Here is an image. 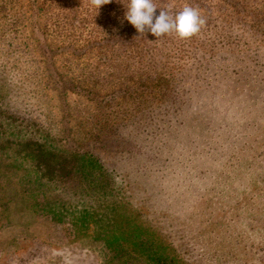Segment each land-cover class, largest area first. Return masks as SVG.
Instances as JSON below:
<instances>
[{
    "label": "rangeland",
    "instance_id": "obj_1",
    "mask_svg": "<svg viewBox=\"0 0 264 264\" xmlns=\"http://www.w3.org/2000/svg\"><path fill=\"white\" fill-rule=\"evenodd\" d=\"M162 2L166 3L162 10H174L177 6L171 1ZM236 3L248 7L250 12L256 11L255 16L259 20L264 18V0H248L247 3L241 0L229 3L227 0H197V3H190L185 0L178 12L185 7L198 10L203 4L214 13L209 22L201 25L198 35L181 38L176 33L169 39L166 35L156 38L150 32L139 34L126 31L128 34H121L119 38L111 36L108 28L114 24L119 12L116 3L107 13L111 24L107 23L104 7L98 10L90 0H0V103L2 108L26 122L20 130L3 134L7 137L14 132L12 139L23 144L44 143L47 149L63 154L75 148L79 151L92 149L93 132V141L112 134L109 129H101L99 122L95 123L97 117L103 116L102 109L107 108L108 112L117 116H121L122 111L129 117L135 113L133 99L123 106L119 97L111 96L112 91L139 82L155 89L171 82L190 87L193 90L190 98L194 101L190 103L191 107L185 105L190 113L197 115L195 110L201 111L206 120L200 106L202 102L209 106L204 102L207 101L220 105L238 122H232L224 130L220 142H204L214 132L210 131L201 136L198 146H173L169 157L175 154L181 160L178 163V181L186 186H172L177 201L164 200L159 204L160 210L174 214L180 224L170 227L167 222L159 221L155 213L156 216L148 215L147 220L171 243L169 247L165 241L161 248L166 245L165 250L171 252L174 246L185 264H212L209 257L212 256L211 244L212 254L224 255L241 248L249 249L253 246L252 241L254 245L263 244L261 222L255 219L241 224L240 221L242 216L254 215L256 204L263 201L264 176L256 175L253 179L237 176L238 182L234 186L225 182L217 184L219 170L228 172L232 168L225 165L229 155L214 161L204 153V150L211 149L213 154L216 151L218 154H234L246 146H262L261 142H254L256 137L248 141L255 128L251 127L249 116H243L247 114L243 106L257 101L252 93L264 70L259 67L255 72L252 69L249 79L243 77L241 71L264 62V35H250L249 26L254 24L250 17L249 22L242 23V33H232L233 36L228 37V25L219 24L218 20H222L219 11L234 8ZM32 4L35 9H31ZM216 5L224 8L216 9ZM254 7L256 9H252ZM213 27L221 35L210 34ZM231 27L234 31L240 29L238 24ZM206 34L210 36L202 37ZM224 35L225 38L222 37ZM197 37L200 38L198 41ZM212 37H221L217 39L220 47H212L209 42L202 41ZM134 49H138L143 56H135ZM240 50L248 52L241 55ZM57 71L63 80L59 83L53 78V73ZM209 82H218L216 93L200 92V87ZM222 94L229 101L216 98L222 97ZM235 98L237 103L229 104ZM96 99L104 103L103 108H98ZM258 102L263 108L264 92ZM263 117L264 110L262 121ZM242 118L241 126L250 129L246 134L245 130L241 133L238 127ZM233 130L242 136L235 138ZM229 138H235L236 145L221 146ZM257 139L264 140L261 137ZM37 147L0 146V264H150L146 256L125 250L119 252L111 246L108 229H114L97 230L100 228L96 227L86 211L81 210L85 205L80 202H86V199L92 204L98 203L88 195L84 197L73 182L70 184L71 193L61 194L60 185L65 183L64 180L54 183L44 179L39 172L33 173V184L22 180L25 170L37 169L30 154L31 148ZM92 152L104 156L107 149L97 145ZM248 162L246 160V165ZM59 163H63V158L49 164L45 173L49 174V169H54ZM246 165L242 162L240 167L246 168ZM70 178L71 181L75 179L73 176ZM195 186L199 189L193 190ZM188 191H193L190 198L187 197ZM136 196L140 198L141 195ZM222 198L228 205H224ZM195 206L197 209L193 212ZM198 212L210 218L197 219L190 230L186 226L190 222L187 218ZM228 216H233L234 221L220 224ZM209 219H212L211 225ZM139 225L129 222L128 229L133 234L152 231L145 224ZM231 226L233 228L228 231L240 234L242 245L233 247L234 243L229 242L224 229ZM113 234L120 240L128 239L127 232L114 231ZM126 244L133 247L131 241ZM146 248L149 249L148 246ZM174 264L181 263L177 260Z\"/></svg>",
    "mask_w": 264,
    "mask_h": 264
},
{
    "label": "trees",
    "instance_id": "obj_2",
    "mask_svg": "<svg viewBox=\"0 0 264 264\" xmlns=\"http://www.w3.org/2000/svg\"><path fill=\"white\" fill-rule=\"evenodd\" d=\"M113 1L102 6L104 7L103 9L106 10L105 17L108 19L107 23H111L107 15L109 9L112 8L111 5L116 3L115 5L119 7V12H117L118 15L115 18L114 24L111 23L112 26L108 28L110 35L119 38L120 35L126 33V31L137 33L134 26L125 19V12L130 0ZM168 1L177 4V6L174 7L175 11L171 10L174 15L182 8L185 0H166V2ZM188 1L190 3L193 1L197 3V0ZM230 1L231 0H227L228 3ZM241 1L247 3L248 0ZM153 2L157 6L156 12L158 15L159 11L163 9L166 3L162 2V0H153ZM233 7L234 8H227L223 11H219L222 16V20H218L219 24L228 25L230 33L228 37H232V33L239 34L242 29L241 27H243V24L249 22L250 17L251 21L254 23L249 26L250 35H264V18H262L263 20H259L257 16H255L256 11H248L250 9L242 6L241 3L233 4ZM214 8L222 9L224 6L216 5ZM256 8L254 7L252 9ZM31 9H35L33 4ZM197 11L200 13L204 25L205 22L211 20L210 18L214 13L203 4L200 5V9ZM263 14L264 13H262V15ZM233 24H238L240 29L237 31L232 30L233 28L231 26ZM215 28L216 27L210 28V34L221 35V32H217ZM201 30L202 28L200 27V31ZM210 34L202 35V37H208ZM170 35L173 36L176 35V33L166 34L168 38ZM196 35H198V33L193 36ZM222 37L225 38V35ZM218 38L221 37H212L202 41L209 42L212 47H220V42H217ZM199 39V37L196 38L197 41ZM133 51L135 56H143V53L138 49H134ZM240 51L238 52H240L241 55L248 52L243 50ZM263 63V61H260L257 67H252L251 65L247 67V70L241 71L243 77L249 79L253 73L252 69L255 72L259 67L261 70H264ZM53 78L56 83L63 81L58 71L53 73ZM216 84H218V82L214 84L209 82L205 86L200 87L199 90L200 92L204 91L207 93L211 91L212 95L219 89ZM257 85L255 92L252 93L257 101H252V103L243 106L246 107L247 111V114L243 116H249L251 127L258 129H254L248 141L256 137L254 142H261L262 146H246V148L234 154L225 152L218 154L217 151L213 154L211 149L204 150V153L214 161H216L217 158L221 160L224 156L229 155V159L226 160L227 162L225 165H230L232 168L228 172L219 170V174L216 177L217 184H224L225 182L226 184L229 183L231 186H234L238 182L236 180L237 176L250 179H253L256 175L264 176V140L256 141L258 137L264 139V117L263 121L261 120L264 107L262 108L261 104L258 102L264 92V75L261 79H257ZM155 91L157 93H155ZM79 92L81 91H78V93ZM192 92L193 90H190V87L186 88L172 82L166 86H160L157 89H155L154 86L139 82V84L134 83L125 88H120L116 92L112 91L111 96L114 98L119 97L120 103L123 106H127L130 99L134 100L135 113L133 117L126 116L125 111H122L121 116H117L113 112H108L107 108L102 109L103 116L99 118L96 116L98 121L95 123L99 122V127L101 129H109L112 134L105 136L102 140L93 141V132L91 134L92 149H81L79 151L75 148L71 152H64V154L56 150L47 149L44 147L46 146L44 143L26 142L23 144L16 139H12L14 132L11 136L6 137V132L20 130V127H23L26 122H24V118L2 108L0 103V146H38L37 148H31L30 152L34 157L32 164H34L37 169L35 171L32 169L31 171L25 170L22 180H27L29 183L33 184L35 181L32 175L33 173L39 172L44 179L54 183L60 180H64L65 183L69 182L68 185L65 183L60 185V188H62L61 194L71 193L70 184L73 182L75 185L74 187L77 190L79 189L84 197L88 195L96 199L98 203L96 205L84 199L86 202H80V204L85 205L81 210L86 211L90 219H92V222L96 224V227L100 228L97 230L111 227L114 231L128 233V239H124L123 241L120 240L119 237H115L116 234L112 235L114 231L108 229L111 237L110 244L115 249H119V252L125 250L137 253L141 256H146V260H148L150 264H174L177 260L181 264H185L174 246L171 248V252L165 250L166 245L164 248H161L162 244H165V241L169 247H171V243L147 220L148 215L156 214L159 221L163 220V222H167L170 227L171 225H174L172 227H176L175 224H180V220L174 214L160 210L159 204L160 201L164 200L168 202L172 201V203L176 202L177 199L173 196L172 186H186V184H180L181 182L178 181V172L180 171L178 163L180 164L181 160L177 159L175 154L170 158L169 153L172 151V148H174L173 146H198L202 140L201 136L210 131L214 132L204 142H220L224 130L228 128L232 122H238L237 119L233 120L234 117L228 115L225 109L220 105H214L212 102L207 101L204 102L208 103L209 106H206L203 102L201 103L202 106H200V109H203L205 113L206 120L201 111L195 110L198 112L197 115L190 113L185 105L189 104L191 107L190 103L193 104L194 99L190 98ZM216 98L219 101H229V98H226L225 94H222V97L218 96ZM241 99L243 100L244 98ZM96 100L98 108H103L104 103H102L101 100ZM235 103H237L236 98L233 103L230 102L229 104L234 105ZM136 114L137 116L134 117ZM242 120L243 118L240 119L238 127L241 133L245 130L244 134H246L250 129H248L247 126H241ZM214 123L216 124L212 125ZM4 132L5 134H3ZM241 133H238L236 130L232 131V135L237 139L242 136ZM235 138H229V140L221 146H235L237 142ZM97 145L107 149V152H104V156L103 154L101 156L100 154L92 152L94 146ZM150 146L154 147L151 148ZM207 146L216 145L207 144ZM215 150L216 148H214V151ZM260 157L262 158L259 159ZM57 158H63L64 164L59 163L54 169H49V174L45 173V168H48L49 164H52ZM200 160L201 163H204V160ZM246 160L249 161L247 165ZM242 162L246 165V168L240 167ZM222 163L223 162H221V164ZM54 171L57 173L54 174ZM70 176H73L75 179L71 181L70 178L69 180ZM196 189L199 188H196V186L193 187V190ZM262 191L261 197L263 201L256 204L254 215L248 217L242 216L240 223L246 220L254 221L257 219L264 228V188H262ZM80 192L78 194H81ZM136 194L141 195L140 198H138ZM192 196L193 191H188L187 197L190 198ZM180 197H183L182 194H180ZM222 199L224 205H228L225 198ZM63 205L66 206V204ZM196 209L197 206L194 207L193 212ZM208 218H210V216L203 212L194 213L188 216L187 219L190 222L186 223V226L192 230V225L197 219L204 220ZM211 221L212 219H209L210 225ZM227 221H234V217L228 216L221 221L220 224H225ZM129 222H134L136 224L140 223V225L145 224L152 231L147 234H133L128 229ZM232 228L233 226L224 229L229 238V242L234 243L233 247L242 245L243 241L239 238L240 234L236 235L228 231ZM129 241L133 243V247H129L126 244L129 243ZM222 241H219V243H222ZM251 244H253V246L249 249L241 248L233 253L225 255L216 252L212 254L213 244H211L210 254L212 256H209L210 262L212 264H229V262H232V264H264V243L261 245H254L255 242L252 241ZM146 246H148L149 249L146 248ZM191 249L194 251V247H191Z\"/></svg>",
    "mask_w": 264,
    "mask_h": 264
},
{
    "label": "clouds",
    "instance_id": "obj_3",
    "mask_svg": "<svg viewBox=\"0 0 264 264\" xmlns=\"http://www.w3.org/2000/svg\"><path fill=\"white\" fill-rule=\"evenodd\" d=\"M111 2L112 0H90L91 5L98 10ZM156 10L153 0H130L125 19L139 34L150 32L156 38L170 33H177L181 38L191 37L204 23L200 13L191 7H185L174 15L170 8L160 10L158 15Z\"/></svg>",
    "mask_w": 264,
    "mask_h": 264
}]
</instances>
